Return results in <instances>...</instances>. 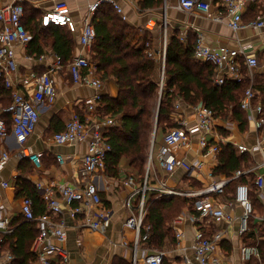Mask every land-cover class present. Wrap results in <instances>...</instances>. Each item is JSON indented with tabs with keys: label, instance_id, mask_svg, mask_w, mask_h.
<instances>
[{
	"label": "built area",
	"instance_id": "built-area-1",
	"mask_svg": "<svg viewBox=\"0 0 264 264\" xmlns=\"http://www.w3.org/2000/svg\"><path fill=\"white\" fill-rule=\"evenodd\" d=\"M225 8L224 14L215 13L211 3L206 0H178L177 7L183 12L198 11L214 22H226L233 31L243 28L254 27L259 31L264 29V8L252 22L246 23L243 15L245 9L251 5L263 4L264 0H221ZM24 0H16L14 3L5 4L0 0V87L10 94V102L2 107L0 101V139H5L9 133H13L21 146V154L28 159L36 168H41V154L29 144V139L36 130L40 120L43 106L55 103L58 97L56 76L65 69L61 56L52 49H47L40 54L28 53L25 58L33 63L43 65L44 71H37L34 68L22 73L17 60L16 46L28 47L33 41V34L23 23L25 10ZM103 4H110L116 12L126 20L122 7L115 0H94L88 4L87 14L82 19L80 26L77 25L69 4L65 0H54V7L42 15L41 24L43 27L64 26L70 32L79 34V43L82 49L74 56L68 64L69 71L75 84H84L95 88L98 91L104 89V83L97 74V70L90 60V51L96 39V30L91 19L93 14ZM264 7V6H263ZM168 18L164 14L161 24L166 27ZM157 22L149 21L145 26L147 30H153ZM197 42L194 47V58L198 61L208 62L215 66L216 81L224 84L227 79L240 82L244 78L243 65L246 66L251 80V85L245 91L242 101V109L247 113L250 127L259 133L256 145L248 149L242 144H234L240 152H249L252 156L255 152L262 155V162L254 163L250 168L236 171L231 178L226 177L214 179L212 182L202 185L200 188H189L187 190L170 188L163 184L160 188L151 187L148 181V174L144 183L139 187L135 179L130 178L126 185L134 186L132 198H136L137 204L132 203L133 213L127 218L125 225L135 233V250L132 264H163L166 252L155 251L147 248L143 258L138 255L140 245H147L150 237V230L144 224L146 217V195L154 192L159 197H185L193 201L192 223L196 226L193 254L198 264H222L220 257L221 244L227 237V232L215 227L210 234L207 232V221H225L229 224H238V235L242 239L240 247V258L243 262L250 264H264V254L259 244H250L243 241L245 235L250 231L251 225L255 223L264 227V108L259 102H255L261 91L256 87L258 70L264 72V62H261L257 55H247L244 50H224L221 47H211L207 44L200 29L195 28ZM186 32L181 39L186 41ZM167 50V34L164 32V40L158 50L148 49L147 54L161 63L159 79L161 87L165 80V56ZM241 59L243 63L241 62ZM32 87V93L28 89ZM102 95L97 94L93 99L86 101L88 112L97 113ZM1 100V94H0ZM179 105L176 104V112ZM178 127L169 129L164 133L163 142L157 152L161 168L168 174L178 168L187 172H200L203 162L199 160L193 164L179 160L175 155V148L190 145L193 136H196L199 146V153L214 154L218 163L220 152V134L216 128L217 119L212 110L200 105L196 121L192 126L179 117L175 116ZM118 123L112 117H106L100 126L91 128L78 116H74L65 125V128L53 134V141L58 145L75 144L88 141V149L84 156L81 180L79 185L67 184L53 185L52 187L41 188L42 200L45 203V211L41 215H35L34 201L30 197H24L21 204V213L27 222H36L38 235L32 244V252L36 256L34 264H66L68 252L64 244L68 238V232L63 220L55 221L54 217L62 214L60 197L69 207L73 217L81 216L85 227L91 230H101L106 226L111 217L110 210L103 207L101 187L99 185L103 173L106 170L107 159L112 152V145L105 136V131L116 126ZM102 125V127H101ZM225 129L233 132L236 123L225 122L222 125ZM155 157V155H154ZM153 152L150 156L149 169L154 161ZM10 159L8 152L3 151L0 155V172ZM60 163L64 162L62 155H58ZM255 174V186L258 192V199L262 205L263 212L257 213L251 188L248 184L238 183L228 191V184L242 177H249ZM10 187L8 182L0 184V196L4 189ZM130 202H132L130 200ZM0 206V210L3 211ZM184 214V212H183ZM183 214L175 218L171 226L175 232L177 241H181L185 235L180 229ZM13 229L11 219L0 214V231L11 232ZM14 257L8 254L2 255V244L0 239V263L11 264ZM56 260L58 262H56Z\"/></svg>",
	"mask_w": 264,
	"mask_h": 264
},
{
	"label": "crops",
	"instance_id": "crops-1",
	"mask_svg": "<svg viewBox=\"0 0 264 264\" xmlns=\"http://www.w3.org/2000/svg\"><path fill=\"white\" fill-rule=\"evenodd\" d=\"M15 1L4 0V3L10 4ZM65 1L69 4L72 16L80 30L82 19L87 14L88 4L94 0ZM115 1L122 7L124 14L127 16L126 20L121 19L129 25L128 34L132 44H137L141 39L147 38L152 42V48L158 50L164 40L165 30L168 40L169 31L171 33L178 30L181 32V35L186 32L188 38L189 34L196 35L194 29L197 28L202 32L209 46L221 47L224 50H244L247 55H257L261 62H264V29L259 31L254 27H247L235 32L228 27L226 22H214L198 11L188 13L179 10L177 7L178 0H163V6L158 9H143L139 0ZM206 1L211 3L213 12L224 14L225 8L221 0ZM23 4L26 10V24L28 29L32 31L35 24L41 27L42 15L53 9L54 0H24ZM263 6V4L249 5L243 15L244 21L246 23L254 21L260 11L263 10ZM165 13L168 18L166 27L160 23ZM31 15H35V19H29V17H32ZM149 21L157 22V26L153 30L145 28ZM79 34L80 32L76 35L75 55L82 49L79 43ZM40 45L43 51L52 49L51 46L46 45L44 36L40 40ZM16 50L19 69L22 73L31 68L37 71H44L43 65L30 62L25 58L26 54L32 53L31 44L28 47L16 46ZM91 54L90 51L89 58L92 61ZM92 64L97 70L96 65L93 62ZM258 73L264 72L259 69ZM101 80L104 83V89L98 91L84 84H75L67 68L56 76L58 88L57 100L51 105L42 107L39 123L29 139V144L34 146L41 154V168H36L28 159L22 156L21 146L13 133H9L5 139H0V155L3 151L8 152L10 155L9 161L0 172V184L2 182L10 184V187L4 189L1 193L0 206L4 209L3 211L0 210V214L10 218L11 222H17L11 232L22 223L18 221L23 220L21 204L25 196L36 192L39 194L41 201H43L41 188L52 187L58 184L79 185L84 156L88 149V141L58 145L53 141V134L62 131L66 123L74 116H78L90 128L92 126H100L105 117L102 116L103 114L100 111L97 113L88 112L86 101L93 99L97 94H107L111 97L118 95L117 84L113 78H101ZM32 90L33 88L30 87L28 89L29 93H32ZM0 94L1 106L4 107L10 101V94L6 90H1ZM177 104L179 105V109L175 116L186 121L188 126H192L197 118V112L201 105L200 100L198 98H191L186 101L180 100ZM216 125H225V122L217 120ZM163 136L164 133L159 132V135L156 137V140H159L161 144ZM258 137L259 133L254 130L253 126L242 132L238 129L236 123L231 136L226 139L220 137L217 140L222 139L225 143L242 144L248 149H253ZM154 149L156 151V147ZM155 153V158L149 172V184L155 188L162 187L164 183L168 187L169 185H175L174 189L178 190L195 188L189 184L190 179H194L202 185L208 184L212 182L211 174L218 165L214 154L199 153L196 136H193L190 145L175 148V155L179 160L191 164L198 160L203 162V168L200 172H187L183 168H178L173 173L168 174L161 168L157 152ZM58 155L63 156V163L59 162ZM253 159L255 163H260L262 162V155L259 152H255ZM119 167V177L111 176L105 171L99 183L103 207L110 210L111 213L106 226L101 230H91L85 227L82 217H73L66 203L58 197L62 207V214L54 217V219L55 221L63 220L67 228L68 238L64 244V248L68 252L66 264H132L131 260L135 250V233L126 227L125 222L133 213L131 208L136 198H132L135 187L126 185V182L128 179L134 178L137 186L140 187L142 183L138 182L135 174H132L128 158H122ZM260 172L264 173V168ZM217 178L222 177L215 176L214 179ZM34 208L35 212L40 211V207L37 206V202L35 204V201ZM42 213L40 212L38 215ZM194 214L195 212L192 209L187 208L184 210V219L181 221L180 229L185 237L181 241L176 240L173 249L166 252V257H170L173 264H198L193 254L196 226L192 223L191 218ZM205 225V230L210 234L217 226L227 232V237L221 244L220 257L222 264H247L240 258V247L243 242L238 235L237 223L229 224L225 221H207ZM28 230V226L22 227L17 234L22 240L30 241L32 237ZM11 232L0 231V239L3 240ZM147 248L150 247L140 245L137 250L140 258L144 257ZM3 249V257H6L8 254L13 255L14 259L11 264L20 263L21 257L16 259L8 247H4ZM56 262L58 261L56 260ZM255 263L256 260H253L250 264Z\"/></svg>",
	"mask_w": 264,
	"mask_h": 264
},
{
	"label": "trees",
	"instance_id": "trees-1",
	"mask_svg": "<svg viewBox=\"0 0 264 264\" xmlns=\"http://www.w3.org/2000/svg\"><path fill=\"white\" fill-rule=\"evenodd\" d=\"M139 3L143 9H158L163 6V0H139ZM31 16L29 19H35V15ZM23 23L28 29L26 15ZM91 23L96 30V39L91 49L92 62L96 65L100 78H113L118 88L116 97L103 94L98 107L103 117L110 116L118 123L105 131V136L112 145V152L106 164V172L109 175L119 177L120 160L128 158L131 171L140 179L138 182L144 183L154 127L156 125L155 131L165 133L179 126L175 122V115L176 104L180 100L198 98L202 105L214 112L217 120L236 122L242 132L250 128L248 115L241 107L245 91L251 85L246 66L243 65L242 81L227 79L220 85L216 81L215 66L194 58L197 36L189 34L186 41H183L180 31L171 33L169 31L165 56V80L161 87L159 79L161 63L147 54L148 49H153L152 42L143 38L137 44H132L128 34L129 25L121 19L113 6L103 4L93 14ZM29 31L34 37L30 43L33 54L43 52L40 40L45 33L50 34V38L45 41L46 45L51 46L52 50L61 56L67 68L75 56L76 34L64 26L43 27L42 24L41 27L35 24L34 30ZM241 62L243 63L242 59ZM256 82L261 94L255 102H259L264 108V73L257 74ZM1 90L5 89L0 87V93ZM157 102L158 112L155 116L153 108ZM216 128L222 138L231 136V132L222 125H216ZM219 146L218 165L213 170L214 176L229 179L236 171L254 165L253 156L249 152H240L232 142L225 143L221 140ZM238 183L250 186L255 209L257 213H262V205L255 186V174L230 182L227 185L228 191ZM189 184L195 188L202 187V184L194 179H190ZM25 197L32 198L40 207L39 212H35L34 208L35 215L38 216V213L45 211V205L38 193H30ZM134 203L137 204V201L135 200ZM157 203L158 206H154ZM192 204L193 201L185 197H159L157 193H147L144 221L145 226L150 230L147 246L155 251L166 252L165 248L175 245V232L171 223L182 215L185 209H192ZM170 210L175 217L169 221L167 211ZM23 220L18 221L22 223L1 240L2 249L8 247L16 259L21 257L19 264H33L36 256L31 251V246L38 235L37 223ZM16 223L12 222V227ZM26 226L29 227L28 231L32 237L30 241L22 240L17 234ZM247 240L250 244L258 243L264 254V227L253 223L243 239V241ZM167 260L168 258L165 257L163 264H166Z\"/></svg>",
	"mask_w": 264,
	"mask_h": 264
},
{
	"label": "rangeland",
	"instance_id": "rangeland-1",
	"mask_svg": "<svg viewBox=\"0 0 264 264\" xmlns=\"http://www.w3.org/2000/svg\"><path fill=\"white\" fill-rule=\"evenodd\" d=\"M44 39H45V41L46 40H48V38H50L49 36H50V34H47V33H45L44 35ZM46 43V42H45ZM158 73V72H157ZM153 112L155 113V116H156V114H157V112H158V102H157V104L155 105V107L153 108ZM178 125H179V123L177 122V121H175ZM155 123H156V121H155ZM155 127H156V125H155ZM154 127V131H153V134H152V138H151V142H150V151H149V154H148V158H147V163H146V174H148V177H149V172H150V169H149V161H150V156H151V153L153 152V157H154V155L156 154L155 152H158V149L160 148V141L159 140H156V137L159 135V131L157 132V131H155L156 130V128ZM161 133H163V132H161ZM235 135H237L236 133H235ZM156 147V151H155V147ZM155 158V157H154ZM106 171V170H105ZM132 174H134V173H132ZM136 175V174H135ZM137 179L138 180H140L138 177H137ZM148 181H149V179H148ZM139 183H140V181H139ZM169 187L170 188H175L176 186L175 185H169ZM156 202V201H155ZM154 206H158V203L157 204H154ZM167 215L169 216V221L170 220H172L174 217H175V215H174V213L172 212V210H170V211H167ZM133 232V231H132ZM134 233V232H133ZM173 234H174V232H173ZM173 236V235H172ZM174 238H175V242H176V237H175V235H174ZM173 245L174 244H172V246H169V247H167V248H165V251L166 252H168V251H171L172 249H173ZM154 248H156V249H158V250H160L159 248H157V246H154ZM168 258V260L166 261V264H173L172 262H171V258L170 257H167Z\"/></svg>",
	"mask_w": 264,
	"mask_h": 264
}]
</instances>
